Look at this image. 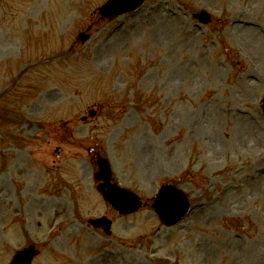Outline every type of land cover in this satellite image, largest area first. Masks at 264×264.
Masks as SVG:
<instances>
[{
	"label": "rangeland",
	"instance_id": "374dc122",
	"mask_svg": "<svg viewBox=\"0 0 264 264\" xmlns=\"http://www.w3.org/2000/svg\"><path fill=\"white\" fill-rule=\"evenodd\" d=\"M67 1L0 0V264L30 244L34 264H264V46L239 56L226 29L264 30V0H145L114 20L98 17L109 0ZM90 148L147 207L121 217L103 201ZM171 182L192 204L179 231L151 207ZM102 215L110 237L87 223Z\"/></svg>",
	"mask_w": 264,
	"mask_h": 264
},
{
	"label": "water",
	"instance_id": "95a60500",
	"mask_svg": "<svg viewBox=\"0 0 264 264\" xmlns=\"http://www.w3.org/2000/svg\"><path fill=\"white\" fill-rule=\"evenodd\" d=\"M120 1L117 0V5H119V6H121L123 4V2H124L122 0H120ZM140 1L141 0H125V2H127V4L130 3L129 6L137 4ZM114 9H115V7H112V12H114ZM100 165H101V169H102L103 173H101L99 175V177H101L103 179H107V176H108L109 172H108V170H106V168L104 166L102 168V164H100ZM115 189L116 188H113V187L109 188V192L105 193V197L107 199H109L111 201V203L116 208L125 211L126 209H124V208L129 207L132 204V201H130L131 200L130 196L127 193L122 192V191L117 192ZM164 191L165 190H163V192ZM176 193L177 194L171 193V195L169 197L168 193L160 192L158 201L160 200L161 202H159L158 204L156 202L155 208L160 213V216L162 218H167V215H168V217L172 218V220L174 221V220H178L182 216V214L184 213L185 208H186V201L178 192H176ZM111 198L118 199V201L120 203H116L117 200H112ZM168 201L171 202V205H166L165 202H168ZM162 207H163V209H164V211L166 213H163ZM128 209H132V208H128ZM31 257H32V253L30 251L22 253L16 259L14 264H29Z\"/></svg>",
	"mask_w": 264,
	"mask_h": 264
},
{
	"label": "bare ground",
	"instance_id": "6f19581e",
	"mask_svg": "<svg viewBox=\"0 0 264 264\" xmlns=\"http://www.w3.org/2000/svg\"><path fill=\"white\" fill-rule=\"evenodd\" d=\"M71 11H72V9H70ZM239 28V29H243L242 31H243V34L241 35V37H240V40H241V42H243V45L245 44L246 46L247 45H249V44H254L255 46H258V43L260 44V45H263L264 46V43L262 42V41H258V39H256L255 38V35L259 32V31H261L260 30V27H258V28H253V27H251V28H247V27H239V26H236V28ZM115 36V35H114ZM113 36V37H114ZM112 37V38H113ZM261 49H264L263 47H261L260 48V50ZM263 53V52H262ZM102 258H103V256H102Z\"/></svg>",
	"mask_w": 264,
	"mask_h": 264
}]
</instances>
